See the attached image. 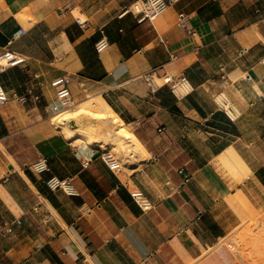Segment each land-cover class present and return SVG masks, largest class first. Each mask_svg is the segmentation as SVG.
Instances as JSON below:
<instances>
[{"label": "crops", "instance_id": "0c3cea01", "mask_svg": "<svg viewBox=\"0 0 264 264\" xmlns=\"http://www.w3.org/2000/svg\"><path fill=\"white\" fill-rule=\"evenodd\" d=\"M135 1L0 0V55L19 57L0 65L9 96L0 108V221L13 226L0 233V264H191L242 222L246 203L264 204V0H179L155 20L140 19ZM165 73L185 76L190 89L152 91L148 77ZM61 76L72 102L102 96L144 145L133 172L56 125ZM30 86L42 98L18 99ZM231 146L251 169L234 183L216 165ZM41 157L44 172L29 166ZM52 176L76 193L52 189Z\"/></svg>", "mask_w": 264, "mask_h": 264}, {"label": "rangeland", "instance_id": "374dc122", "mask_svg": "<svg viewBox=\"0 0 264 264\" xmlns=\"http://www.w3.org/2000/svg\"><path fill=\"white\" fill-rule=\"evenodd\" d=\"M157 81L161 83V79L157 78ZM225 95V93H222L218 95V98L220 99ZM94 100H97V98L94 95H89L87 100L82 102H72V99L66 104H63L61 101L57 102V108L53 115L54 122L58 127L63 129L67 136L68 131L75 130V134L77 132L81 133L80 135L82 136L78 137L84 141L85 137L94 136L93 138L99 142H105L112 147L119 144L126 146V143L130 142V139L120 136L117 124L106 120L105 122L103 118L97 115L95 108L90 105ZM66 113H71V117L67 120L64 119ZM58 120H62L68 127L63 128L57 123ZM126 128L128 127L126 126ZM114 156L120 163L121 168L130 170L128 169V164L132 162L134 155L131 153L126 155L124 151H121L114 153ZM128 161L130 162L128 163ZM125 162L128 164L126 163V165ZM220 170L226 177H231L224 167L220 168ZM241 196L243 197V195ZM245 207L248 212L243 217L242 222L230 234L222 237L216 245L205 251V254L200 259L195 260L191 264H229L231 262L239 264H264V204L250 208L248 203H246ZM230 243L232 245L235 244L233 246L237 247V250L231 248ZM210 258L211 261H209Z\"/></svg>", "mask_w": 264, "mask_h": 264}, {"label": "built area", "instance_id": "2783aa9c", "mask_svg": "<svg viewBox=\"0 0 264 264\" xmlns=\"http://www.w3.org/2000/svg\"><path fill=\"white\" fill-rule=\"evenodd\" d=\"M179 0H136L131 5V10L135 13H137L140 17V19H146L149 18L151 20H155L172 4L177 3ZM191 15L187 14L185 12H180L179 14V24L182 28L186 30V32L189 35H193L196 33V28L191 20ZM105 44L103 41H100L97 43V47L99 50H101ZM8 53V52H6ZM178 56L177 54H172L171 59H176ZM20 61H22V58L20 57ZM221 76L224 78L226 77V69L225 66H221ZM161 79V83L157 81V78ZM248 79L251 78V76H247ZM187 79L185 76L177 77L174 74L171 73H165L163 75H156L153 74L150 77H148L149 85L152 89V91H155L158 87L164 85V84H171V86L175 89V86L181 82H185ZM70 79L67 76H61L56 78L53 81V85L60 87L57 91V99L58 102L61 101L63 104L68 103L71 101V89L69 87ZM222 93H220L221 95ZM29 98H33L35 100H40L42 98V94L40 92L35 91L33 86H30L25 92L21 93L18 96V99L22 101H27ZM222 103L224 105H229V99L228 97L222 96ZM9 100V96L4 89V87L0 83V108L1 106ZM104 159L106 162L112 167V168H119L120 163L118 162L117 158L107 152L104 155ZM32 169L38 171V172H44L49 169L48 161L45 157H41L37 161L33 162L31 165H29ZM182 171V170H181ZM48 185L52 189H59L62 188L68 193L75 194L76 191L74 189V186L72 185L70 179L68 178H59L57 176H52L47 180ZM133 198L135 201L142 207V209L147 210L152 208L153 204L151 201L143 194L141 190H134L131 192ZM1 232H13V226L10 223L0 221V233Z\"/></svg>", "mask_w": 264, "mask_h": 264}, {"label": "bare ground", "instance_id": "6f19581e", "mask_svg": "<svg viewBox=\"0 0 264 264\" xmlns=\"http://www.w3.org/2000/svg\"><path fill=\"white\" fill-rule=\"evenodd\" d=\"M18 60H19L18 55H15L11 52L3 53L2 55H0V65H10V64L15 63ZM190 87H191L190 84L187 81H185V82H181V83L177 84L175 86V90L178 93L183 94L186 91H188L190 89ZM220 101L222 102L221 98H220ZM90 105H92V107L95 108V110L97 111L96 112L97 115L100 116L101 118H103L104 121L105 120L108 122L111 121V122H114L115 124H117L118 132L121 134L120 136H122L123 138L126 137L127 139L129 138L130 142L128 141V143H126V146L123 144H119L117 146L112 147L105 142H99L98 140H96L92 136L85 137V142L89 145H99L103 149L109 150V153H111L113 155H114V153H119L121 151L122 152L124 151L126 155H128V153H131L132 155H134V156L136 155V157L139 156V158H141L143 152L146 151V148L140 142V140L136 137L134 132L132 130H129L128 128H126L125 123L122 120V118L120 117V115L107 103V101L102 96H98L97 100L92 101L90 103ZM226 107H227V105L225 106V108ZM231 114L232 113H230V115ZM70 115H71V113H66L64 119L65 120L69 119L71 117ZM57 123L59 125H61L63 128L68 127V125L64 124V122H62V120H58ZM67 133H68L69 138H74L76 136L77 137L82 136V135H80L81 134L80 132H77V134H75L76 133L75 130H70ZM144 158L145 157H143V159ZM129 162L130 161H128V163ZM126 163L127 162H125V164ZM216 165L219 167L220 166L224 167L229 172L231 177H234L237 180L234 182H240L241 180L248 178L250 176V173H251L250 166L247 164L245 159L240 155V153L232 146L229 147L228 149H226L225 151H222V153L216 158ZM132 166H134V165H132ZM139 166H140V163L138 164V168H139ZM133 170L134 169L130 170V172L131 171L133 172ZM234 182H232V183H234ZM231 243H230L231 248L236 249L237 247L233 246L235 244L232 245ZM209 261H211V258Z\"/></svg>", "mask_w": 264, "mask_h": 264}]
</instances>
